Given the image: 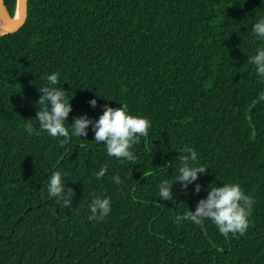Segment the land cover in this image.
<instances>
[{
    "label": "trees",
    "instance_id": "trees-1",
    "mask_svg": "<svg viewBox=\"0 0 264 264\" xmlns=\"http://www.w3.org/2000/svg\"><path fill=\"white\" fill-rule=\"evenodd\" d=\"M15 1L3 0L10 19ZM261 19L264 0H27L24 22L0 36V264H264V80L248 62L264 49ZM52 73L72 107L63 147L36 120ZM122 104L151 125L135 161L109 156L91 126L72 135L75 117ZM185 146L208 168L186 191L175 183ZM53 171L75 193L70 208L48 195ZM165 180L171 201L158 197ZM224 184L254 201L244 235L176 222ZM96 197L111 211L89 221Z\"/></svg>",
    "mask_w": 264,
    "mask_h": 264
},
{
    "label": "clouds",
    "instance_id": "clouds-1",
    "mask_svg": "<svg viewBox=\"0 0 264 264\" xmlns=\"http://www.w3.org/2000/svg\"><path fill=\"white\" fill-rule=\"evenodd\" d=\"M252 31L258 37L264 39V19L255 23ZM249 63L256 66V72L262 80H264V49L258 50L257 54L250 57ZM59 73H52L47 77L48 86L38 89L42 95L39 97L37 104L45 105L42 110L36 112V120L41 131L53 139H58L60 146L69 143V131L65 127V121L72 111L70 101L66 100V91L55 87L60 83ZM258 101H264V92L258 97ZM90 105L95 108L97 106L96 99L89 101ZM49 105L51 108L49 109ZM26 124V131L29 135L39 134L34 129L31 120ZM72 126V135L76 137H86L87 129L91 126L94 132V141L96 143L103 142L109 156L115 157L123 161H135L136 157L130 149L133 145L139 144L141 137L149 135L150 121L146 118L132 116L128 113V106L122 104L121 107L112 108L104 105L102 115L98 120H91L87 116H79L74 118ZM62 138V139H61ZM178 157L180 167L175 183L182 186L183 190H187L188 185L197 180L198 173H206L208 168L198 165L197 152L191 147L185 146L181 150ZM107 168H101L96 173V178L104 177ZM149 173H144L147 177ZM113 180L119 184V176H114ZM174 184V183H173ZM173 184H169L167 180L162 181L159 185L158 197L165 201L173 200L171 189ZM62 182V174L59 171H53L48 178L47 192L50 198H55L58 204L64 208H70L72 198L75 193L72 188H67ZM202 186L196 184L195 192L199 193ZM206 199H201L195 211H187L182 216L176 217V222L181 220L190 221L196 225L202 224L205 220H210L226 239L231 233L233 236L244 235L248 228V216L251 214L253 199L246 195L238 184H224L219 187L209 186ZM91 215L89 221L103 219L110 211V200L108 198L96 197L89 204Z\"/></svg>",
    "mask_w": 264,
    "mask_h": 264
},
{
    "label": "water",
    "instance_id": "water-1",
    "mask_svg": "<svg viewBox=\"0 0 264 264\" xmlns=\"http://www.w3.org/2000/svg\"><path fill=\"white\" fill-rule=\"evenodd\" d=\"M26 1L27 0L15 1L13 16L16 14V18L12 21V18H8L3 0H0V36L15 32L24 22L26 14Z\"/></svg>",
    "mask_w": 264,
    "mask_h": 264
},
{
    "label": "bare ground",
    "instance_id": "bare-ground-1",
    "mask_svg": "<svg viewBox=\"0 0 264 264\" xmlns=\"http://www.w3.org/2000/svg\"><path fill=\"white\" fill-rule=\"evenodd\" d=\"M15 18H16V14L12 17V21H14L15 20Z\"/></svg>",
    "mask_w": 264,
    "mask_h": 264
}]
</instances>
